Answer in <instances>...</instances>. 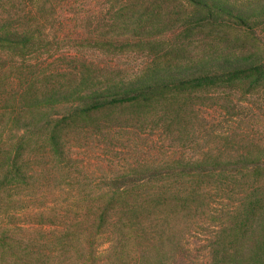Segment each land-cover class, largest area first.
Wrapping results in <instances>:
<instances>
[{
    "label": "rangeland",
    "instance_id": "rangeland-1",
    "mask_svg": "<svg viewBox=\"0 0 264 264\" xmlns=\"http://www.w3.org/2000/svg\"><path fill=\"white\" fill-rule=\"evenodd\" d=\"M227 1L250 28L186 0H0V25L33 35L0 52V264H264V168L104 184L264 158V70L218 69L264 66V0ZM199 73L211 81L91 113L33 103L89 75Z\"/></svg>",
    "mask_w": 264,
    "mask_h": 264
},
{
    "label": "trees",
    "instance_id": "trees-1",
    "mask_svg": "<svg viewBox=\"0 0 264 264\" xmlns=\"http://www.w3.org/2000/svg\"><path fill=\"white\" fill-rule=\"evenodd\" d=\"M190 4L200 7L208 11H216L223 14L246 28H250L245 11H237L227 0H186ZM33 38L32 32H20L7 25H0V52L5 51L7 43H16L22 39L30 40ZM4 49V50H2ZM223 71L221 74L224 77L239 79L246 78L264 70V66L252 65L249 63L230 62L218 68ZM210 74H197L187 76L181 79H171L165 77L161 79L143 78L124 82L116 79L102 80L98 77L89 75L81 77L76 81L72 80L71 88L60 87L52 89L48 93L34 99L35 106H52L73 103L79 105L83 113H91L100 111L105 108L137 103L142 100H147L151 95L159 92H167L173 89L187 88L192 85H203L211 81ZM217 76V75H216ZM21 145L16 147V153L19 151ZM15 157H11V163L6 172V179L12 178L19 182L22 179L21 171L15 167ZM264 168V158L250 159L242 157L236 162L218 163L214 165H186L178 166L170 169L145 171L139 174L123 176L114 180L105 181V186L114 191L121 192L125 189L140 187L154 181H159L172 176H194V175H210L215 173L241 174L251 170H260ZM2 226V225H0ZM9 229L7 226L0 228V248L1 260L6 254V240L9 236ZM9 250H12L11 247ZM22 260L20 261V264Z\"/></svg>",
    "mask_w": 264,
    "mask_h": 264
}]
</instances>
